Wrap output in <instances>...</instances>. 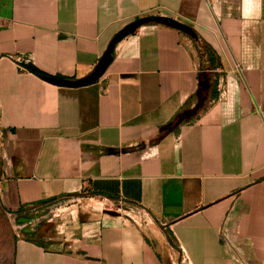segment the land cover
<instances>
[{"label":"crops","instance_id":"crops-1","mask_svg":"<svg viewBox=\"0 0 264 264\" xmlns=\"http://www.w3.org/2000/svg\"><path fill=\"white\" fill-rule=\"evenodd\" d=\"M154 15L214 55L147 22L91 84L26 66L82 78ZM79 194L149 223L83 212L62 239H17L11 264H264V0H0V206Z\"/></svg>","mask_w":264,"mask_h":264},{"label":"rangeland","instance_id":"rangeland-1","mask_svg":"<svg viewBox=\"0 0 264 264\" xmlns=\"http://www.w3.org/2000/svg\"><path fill=\"white\" fill-rule=\"evenodd\" d=\"M83 212L117 215L142 225L149 223V218L143 216L140 210L123 202H108L88 194H79L73 198L38 206L21 214L7 213L0 206V264H11L13 246L17 239L29 237L47 244L50 242L48 237L54 240L62 239L66 236L67 228ZM20 218L28 220L20 221ZM168 239L170 244L174 245L173 241ZM178 259L180 262L181 258Z\"/></svg>","mask_w":264,"mask_h":264},{"label":"water","instance_id":"water-1","mask_svg":"<svg viewBox=\"0 0 264 264\" xmlns=\"http://www.w3.org/2000/svg\"><path fill=\"white\" fill-rule=\"evenodd\" d=\"M154 22L157 24L166 25L175 29H178L186 34H188L192 38H196V32L187 24L180 22L170 16L164 15H154V16H143L139 17L136 20H133L129 24H127L124 28H122L117 34H115L112 39L109 41L106 49L100 56L93 70L86 76L78 79H70V78H61L56 76L43 75L41 78L48 83H51L56 86H66V87H79L91 84L99 79L104 72L106 71L110 61L114 47L116 44L126 35L134 32L136 28L140 25ZM202 85L206 87L208 85L207 81L202 82Z\"/></svg>","mask_w":264,"mask_h":264},{"label":"trees","instance_id":"trees-1","mask_svg":"<svg viewBox=\"0 0 264 264\" xmlns=\"http://www.w3.org/2000/svg\"><path fill=\"white\" fill-rule=\"evenodd\" d=\"M194 39H196V44L198 45V49L202 50L204 52V54H207L209 57L214 55L208 44H206L203 41H199L197 36ZM26 66L28 68H30L33 73H35L36 75H38L40 77L43 76V75H46V74L42 73L41 71L36 70L35 68L31 67L29 65V63H27ZM49 201H51V200H49ZM49 201H47V202H49ZM19 220L21 221V220H28V219L27 218H20ZM27 238L30 239V240L37 241L38 243H42L39 240H36V239H33V238H29V237H27Z\"/></svg>","mask_w":264,"mask_h":264},{"label":"built area","instance_id":"built-area-1","mask_svg":"<svg viewBox=\"0 0 264 264\" xmlns=\"http://www.w3.org/2000/svg\"><path fill=\"white\" fill-rule=\"evenodd\" d=\"M208 3L211 1V0H206ZM175 19V18H174ZM109 202V201H108ZM123 201L122 200H118L117 203H122Z\"/></svg>","mask_w":264,"mask_h":264}]
</instances>
